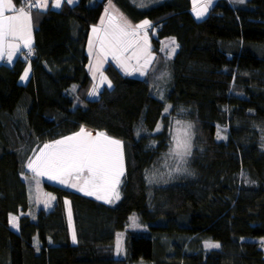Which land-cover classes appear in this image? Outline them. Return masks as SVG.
<instances>
[{
  "label": "trees",
  "instance_id": "obj_1",
  "mask_svg": "<svg viewBox=\"0 0 264 264\" xmlns=\"http://www.w3.org/2000/svg\"><path fill=\"white\" fill-rule=\"evenodd\" d=\"M136 1L80 0L40 14L34 60L0 67V264H264L256 242L264 239V0H219L203 20L191 0ZM109 3L130 23L154 24L147 33L157 62L145 79L109 64L112 88L90 101L89 36ZM169 37L179 43L173 60L161 51ZM173 122L191 125L193 148L185 172L170 176L154 169ZM219 126L228 129L225 140ZM82 129L123 144L119 198L98 202L45 181L55 204L32 217L29 161ZM133 214L146 232L127 230ZM121 232L124 259L115 256ZM207 241L221 249L207 251Z\"/></svg>",
  "mask_w": 264,
  "mask_h": 264
},
{
  "label": "rangeland",
  "instance_id": "obj_2",
  "mask_svg": "<svg viewBox=\"0 0 264 264\" xmlns=\"http://www.w3.org/2000/svg\"><path fill=\"white\" fill-rule=\"evenodd\" d=\"M165 0H137L136 2L144 7H149L156 5L160 2H163ZM209 1V0H205ZM215 2V4H212L211 9L216 5V2L219 0H211L212 2ZM245 1V0H244ZM204 2V0H203ZM233 4H239L238 0H231ZM192 3V11L195 17L198 20H203L206 18V16L209 14H205L207 12V7H201L202 6V0H191ZM113 7L116 8L117 11H119L121 8L119 5L114 6L115 4L111 3ZM199 6V7H197ZM106 8V7H105ZM202 13L201 15H197V13ZM123 15V14H122ZM104 19L101 20L102 26L105 28L106 34L105 33H99L101 31V28L95 26L92 28V33H91V38L89 41V45L91 43L92 47L91 50L88 46L87 49V54H89L91 57L94 56V52L97 49V53H101L109 62V60H113L115 62L118 60V62L121 64L119 65L120 68L122 66H125V70L127 72V75L133 78H138V79H145L146 76L155 69L156 67V62H157V56L152 52L151 48V36L148 35L147 29L148 28H153L154 24H150L148 21V25H145L143 28H137L138 25L143 24H136L132 25L133 30H135V35H127V36H122L121 39L125 42L124 46L121 47V54L117 52V57L114 58L113 56V50H107L106 45H105V40H107V35L108 39L110 38L115 42L114 36H113V31L116 30L118 31L119 28H125L126 31H130L127 27H125L122 23L117 22L113 16L110 14V10L107 9L105 10L103 14ZM133 24V23H132ZM147 26V27H146ZM146 28V30H145ZM93 29H96V32H93ZM141 30V31H140ZM101 37V38H100ZM110 37V38H109ZM174 41V43H173ZM103 42V50L101 48V44ZM148 43L150 49L146 48V44ZM178 45V47H177ZM110 49V46L109 48ZM175 49V51H173ZM161 51L162 53L169 58V60H173L175 56L177 55L179 51V43L174 37H169L163 40L161 43ZM94 58V57H93ZM116 59V60H114ZM90 68V67H89ZM101 68V67H98ZM122 68V69H123ZM95 74H98L97 77H95L94 80V87L96 89V94L92 95L93 89L91 91V94L89 96L90 101H96L100 98V94L108 87V83L110 82L105 74V72L99 71V69H95ZM112 88V84L111 87ZM169 110V109H168ZM167 110V111H168ZM166 111V112H167ZM189 124L185 123H178V122H173L171 123V126L169 128V133L171 135V143H170V148L167 153L162 157V159L159 161L157 165L160 164V167L154 169L157 170V172H167L170 176L174 175H179L182 172H185L184 169L186 170V164L189 156L184 157L183 163H181L177 157L174 155L170 154V150L174 148L175 142H174V137L177 135L178 132H182L183 130L187 129ZM191 126V125H190ZM159 129V130H157ZM156 131L160 132L162 130V125L160 124L159 127H157ZM85 133H91L92 137L95 138L99 132H93V131H84ZM76 135V134H75ZM72 135V136H75ZM107 136V135H106ZM228 136V129L225 127H220L218 128V140H225ZM108 137V136H107ZM109 138V137H108ZM65 139V138H64ZM111 139V138H110ZM63 140V139H62ZM190 142H191V152L193 148V128H190ZM55 144L54 143H46L37 151L33 154L31 160L29 161L32 162L33 160L36 159L37 156L40 155L42 151L46 152H52L53 149H48L45 150L44 146L45 145H51ZM122 144V143H121ZM122 152H123V144H122ZM28 163V164H29ZM179 168L180 170L177 171L176 169ZM27 174L24 176L26 183L29 188V193H30V202L32 204V208L29 210L28 214L31 215L32 217L35 218L38 210L40 209H50L52 206H54L52 203L55 202V196L53 194L47 193L45 189L43 188V184L45 181L58 184L64 188L70 189L77 191L85 196H90L95 199H97V196H103L106 197V199H97L98 202H106V203H113L115 201L116 195L119 192V184L121 182L122 176L125 174V160H124V152H123V174L120 176V182L116 187L115 192L111 191L110 189L107 191L104 190H96L93 189L92 184L88 182L90 180V174L85 171L80 175V178L77 179L76 175L74 174L71 177H64L67 180V183H60L59 178L56 179H49L47 175H37V173L33 172L30 168H28ZM153 171V170H152ZM33 175H32V174ZM71 184H76V187H71ZM85 189V191H93V195H86L85 191H80L78 189ZM51 197H54V199H51ZM53 208V207H52ZM66 208H67V214H68V219H69V225H70V234L71 238L73 237V231L75 232V226H74V219H73V213H72V207L70 201L67 199L66 201ZM69 211L71 212V218H69ZM13 217L16 218L15 222L13 221ZM11 225L14 230H18V222H19V217L12 216L11 217ZM128 231H134V232H146L148 230L147 227H145L140 218L136 215L133 214L130 219H129V224L127 226ZM76 236V232H75ZM73 241V238H72ZM77 242V237L74 244ZM256 242L259 245L260 250L264 253V239H258ZM209 244H218L219 247H209ZM206 249L207 251L211 250H220L221 245L219 243H214L212 241H207L206 242ZM128 250L126 247V232H121L119 233L116 241V252L115 256L118 259H124L127 257Z\"/></svg>",
  "mask_w": 264,
  "mask_h": 264
},
{
  "label": "snow or ice",
  "instance_id": "obj_3",
  "mask_svg": "<svg viewBox=\"0 0 264 264\" xmlns=\"http://www.w3.org/2000/svg\"><path fill=\"white\" fill-rule=\"evenodd\" d=\"M67 2L71 3L72 0H67ZM238 2L243 3L244 0H238ZM209 3H211V0H209ZM26 6L29 11H25L24 7L17 9L13 0H0V59L4 58L6 48L9 49L7 53L9 62L12 60L13 53L20 51V45L9 41V37L13 41L23 40V46L31 51L30 9L32 7L46 8L47 0H43V2L41 0H28ZM60 6L61 0H55L53 7L59 8ZM6 12H13L14 14L5 15ZM201 14L199 12L197 13L198 16ZM24 21L29 22L27 36L24 35ZM145 25H148V21H144L137 28H143ZM125 27L128 26L126 25ZM93 32H96V29H93ZM127 35H135V30L128 32L125 28H119L118 31H113L115 43L112 45V54L114 58H118L116 54L124 46L125 42L121 37ZM91 47L92 45L90 43V50ZM101 48L103 50V42ZM28 74V71H25L22 78L27 79ZM108 87H111L110 82L108 83ZM95 94L96 89L94 88L92 95ZM190 128L191 126L189 125L187 129L178 132L173 138L175 146L170 150V154L177 157L181 163L185 162V156L191 155ZM44 149H53V151H42L35 160L27 165L37 175H47L49 179L59 178L60 183H67L64 177H71L75 174L76 178L79 179L80 175L87 171L90 174V180L88 182L92 184L93 189L104 191L110 189L115 192L120 182V176L123 174V152L120 141L110 139L104 133H98L93 138L91 133H85L82 129L75 136L56 141L55 144L45 145ZM176 170L179 171L180 169L177 168ZM70 186L76 187V184H71ZM78 190L85 191L83 188ZM85 194L93 195L94 192L85 191ZM116 198H119L118 194ZM51 199H54V197H51ZM97 199H106V197L98 195ZM106 202L110 201L106 200ZM69 218H71L70 211ZM15 220L16 218L13 217L14 222ZM72 238L73 242H75L76 236L74 231ZM208 246L219 247L218 244H209Z\"/></svg>",
  "mask_w": 264,
  "mask_h": 264
},
{
  "label": "crops",
  "instance_id": "obj_4",
  "mask_svg": "<svg viewBox=\"0 0 264 264\" xmlns=\"http://www.w3.org/2000/svg\"><path fill=\"white\" fill-rule=\"evenodd\" d=\"M79 1L80 0H72V2L71 3H68L67 2V0H61V6L59 7V8H56V7H53V4H54V2H55V0H47V7L46 8H42V7H40L39 9V12H30L31 13V20H30V29H31V49H34L35 48V31H36V17H39L40 18V14H45V13H47V12H49L50 10H54V11H60L62 8H63V6L65 5V4H69V5H71V6H75V5H77L78 3H79ZM41 2H43V0H41ZM13 3H14V5H15V7L17 8V9H19V8H21L22 6H21V3H19V2H17V0H13ZM202 6L201 7H205V6H207V12L205 13V14H208L210 11H211V7H212V4H215V2L213 1L212 3H209V1H205L204 0V2H203V0H202ZM217 3V2H216ZM197 7H199V6H197ZM107 9H109L110 10V14L113 16V18L117 21V22H120V23H122L124 26H128L127 28L130 30V31H133V28H132V25H135V24H132V23H130L129 21H128V19L127 18H125V16H123L122 15V13H121V10H119V11H117L116 10V8L115 7H113V5L111 4V3H109V4H107L106 5V8H105V10H107ZM25 11H28V10H25ZM14 13L13 12H6L5 13V15H13ZM102 19H104V17H102L101 18V20ZM101 20H100V22L96 25L97 27H99V28H101V31L99 32V33H105L106 34V31H105V28L102 26V24H101ZM24 23V25H25V31H24V35L25 36H27V27H28V23L29 22H27V21H24L23 22ZM136 26V25H135ZM95 27V26H94ZM147 27V26H146ZM148 29H150V28H148ZM147 29V30H148ZM145 30H146V28H145ZM141 31V30H140ZM91 33H92V30H91ZM91 33H90V36H89V41H90V38H91ZM149 35V34H148ZM101 38V37H100ZM110 38V37H109ZM9 41H11V42H13V43H18L19 45H20V51L19 52H14L13 53V55H12V60H11V62H9L8 61V59H7V53H8V51H9V49H5V55H4V58L3 59H0V67L1 66H9V67H13L19 60H22V61H24V59H23V53L25 52V51H27V50H29V49H27V48H25L24 46H23V44H24V41L23 40H12V38L11 37H9ZM105 45H106V49L107 50H113V48H112V45L115 43L111 38H110V40L108 39V35H107V40H105ZM88 46H89V42H88ZM109 46H110V49H108L109 48ZM146 48L147 49H150V47H149V45H148V43L146 44ZM95 54H94V58L93 57H91L89 54H88V56H89V63H88V66H87V69H88V71H89V74H90V76H91V78L93 79V80H95V77H97V75L98 74H95V69L97 68V69H99V71H102V72H104L105 71V69L107 68V66L109 65V64H114L115 66H117V68L119 69V70H121L125 75H127V72H126V70L124 69L125 68V66H122V68H120L119 67V65L121 66V64L118 62V60H116V59H114V60H116L115 62H113V60H109V62H108V60L101 54V53H97V49L95 50V52H94ZM118 53L119 54H121V50L120 51H118ZM26 62V61H25ZM28 63H30V62H28ZM119 65H118V64ZM90 67V68H89ZM98 67H101V68H98ZM25 71H28V77H27V79H23L22 77H23V75H22V77H21V83L23 84V85H26L29 81H30V79H31V77H32V73H33V69H32V67H31V65H29V66H27V68H26V70ZM73 91L75 92L76 91V88H74L73 89ZM27 171H28V169H27ZM32 174V173H31ZM33 175V174H32ZM53 205L55 204V202H53L52 203ZM53 207V206H52ZM52 207L50 208V209H48V210H51L52 209Z\"/></svg>",
  "mask_w": 264,
  "mask_h": 264
},
{
  "label": "built area",
  "instance_id": "obj_5",
  "mask_svg": "<svg viewBox=\"0 0 264 264\" xmlns=\"http://www.w3.org/2000/svg\"><path fill=\"white\" fill-rule=\"evenodd\" d=\"M27 2H28V0H22V7H24L25 10L29 11V9L26 6ZM38 10H39L38 7H32L30 9V12H36ZM34 56H35V51L31 49V51L28 50V51L25 52V54L23 55V59H24V61H32V60H34Z\"/></svg>",
  "mask_w": 264,
  "mask_h": 264
},
{
  "label": "clouds",
  "instance_id": "obj_6",
  "mask_svg": "<svg viewBox=\"0 0 264 264\" xmlns=\"http://www.w3.org/2000/svg\"><path fill=\"white\" fill-rule=\"evenodd\" d=\"M26 62H30V61H26Z\"/></svg>",
  "mask_w": 264,
  "mask_h": 264
},
{
  "label": "bare ground",
  "instance_id": "obj_7",
  "mask_svg": "<svg viewBox=\"0 0 264 264\" xmlns=\"http://www.w3.org/2000/svg\"><path fill=\"white\" fill-rule=\"evenodd\" d=\"M12 219V218H11Z\"/></svg>",
  "mask_w": 264,
  "mask_h": 264
}]
</instances>
